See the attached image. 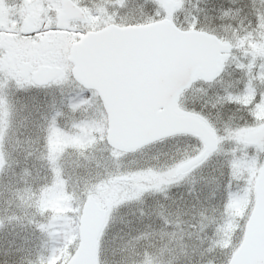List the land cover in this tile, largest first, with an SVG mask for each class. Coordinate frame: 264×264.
Segmentation results:
<instances>
[{"label": "rangeland", "instance_id": "rangeland-1", "mask_svg": "<svg viewBox=\"0 0 264 264\" xmlns=\"http://www.w3.org/2000/svg\"><path fill=\"white\" fill-rule=\"evenodd\" d=\"M74 1L88 6L93 13L88 25L95 29L168 18L180 29L204 30L230 42L224 74L182 97L184 106L213 127L220 144L214 156L177 179L172 170L198 152L195 141L196 146L187 140L190 149L177 151L178 146L161 156L158 150L169 143L129 154L109 148L101 103L71 76L68 46L77 36L55 29L59 0H0L5 24L0 30V264H64L78 242L84 199L111 193L99 264H227L240 242L253 178L264 159V146L249 148L237 138L264 119L261 7L251 0H228L234 6L221 3L222 9L212 0H173L174 8L166 11L155 0ZM27 13L37 32L23 36ZM40 61L62 66L64 76L42 87L19 76L20 63L34 69ZM125 177L139 186H120ZM154 179L159 182L153 187L143 184Z\"/></svg>", "mask_w": 264, "mask_h": 264}, {"label": "water", "instance_id": "water-1", "mask_svg": "<svg viewBox=\"0 0 264 264\" xmlns=\"http://www.w3.org/2000/svg\"><path fill=\"white\" fill-rule=\"evenodd\" d=\"M62 3L59 20L69 18L72 7L68 0ZM32 29L25 28V32ZM226 46L214 36L182 31L163 20L124 28L110 25L89 32L72 44L68 60L73 64L74 80L100 97L107 113L106 142L112 148L134 151L182 133L201 139L203 151L177 167L181 174L215 150L217 141L205 122L177 108L178 97L197 78L211 81L218 76L227 57L220 52H227ZM29 68L28 64L22 66L23 76ZM61 73V68L42 66L32 80L46 85ZM243 138H264V124ZM253 192L254 204L242 239L227 264H264V165L254 180ZM105 216L106 211L88 196L79 217L78 245L65 264H97L98 236Z\"/></svg>", "mask_w": 264, "mask_h": 264}, {"label": "flooded vegetation", "instance_id": "flooded-vegetation-1", "mask_svg": "<svg viewBox=\"0 0 264 264\" xmlns=\"http://www.w3.org/2000/svg\"><path fill=\"white\" fill-rule=\"evenodd\" d=\"M15 1H19V0H15ZM14 0H9V3L10 4H13V2H15ZM75 6H77V8H79L80 10H81V12H82V14L83 15H81V13H79L78 11H76V10H74L73 11V18L71 19V20H69L66 24H65V28L63 29V30H61V29H58L57 28V19H56V23H55V29L56 30H58V31H60V32H62V33H67V32H70V34H72V35H76L77 36V38L74 40V41H72L71 43H73V42H75L80 36H82L83 34H85L86 32H89V31H92V30H97V29H100V28H102L103 26H105V25H103L102 27H99V28H93V27H91L90 25H88L89 24V22H90V18H91V16H92V14L93 13H91V11L89 10V8H88V6H86L85 5V3H83V2H75L74 0H70ZM158 1L160 2V3H162L163 4V6H165V4L166 5H168L167 3L168 2H170L169 0H155V2L156 3H158ZM221 1V2H220ZM211 2H213V3H215L216 5H221V9H222V4L221 3H224V4H226V5H230V4H232L231 2H229L228 0H212ZM220 3V4H219ZM241 4V3H240ZM251 4H252V6H254L255 7V5H257L258 7H261V9H260V11L258 12L259 13V16L261 17V20L264 22V15H262V13H264V0H256V2L254 1V0H251ZM237 5V4H236ZM242 5V4H241ZM246 5V4H245ZM174 6H175V3H174ZM234 5H230V7H228V8H232ZM252 6H249L248 5V7L249 8H252ZM203 7H205V6H203ZM105 8V7H104ZM206 8V7H205ZM227 8V9H228ZM173 9V8H172ZM171 9V10H172ZM220 9V10H221ZM226 9V10H227ZM236 9V8H235ZM166 11H171V10H167V9H165ZM213 11H214V9H213ZM235 11H237V9L235 10ZM61 12V0H59V8H58V13H57V15H59V13ZM202 12H203V10H202ZM210 12H211V10H210ZM96 13H98L97 11H96ZM79 14H80V16H79ZM203 14H204V21H208V14L207 13H204L203 12ZM57 15H56V18H57ZM215 16V15H214ZM256 17V16H255ZM216 18V17H215ZM215 18H213V19H215ZM1 19H2V17H1ZM22 22H21V35H23V36H29V34L28 35H24L23 34V30H25V28H29L30 26L33 28L32 29V34H35L36 32H37V28H36V25L34 24V19H33V17L30 15V14H25L24 15V17H23V19L21 20ZM128 24H140V23H127V25ZM255 24V23H254ZM26 25V26H25ZM77 25H80V27H77ZM107 25V24H106ZM122 25H126V24H122ZM5 29V24L3 23V22H0V30H4ZM216 35V34H215ZM70 43V44H71ZM70 44H69V46H68V50H69V47H70ZM231 54H232V51H231ZM11 57H10V65H11V67H13L14 66V64H15V60H14V58H13V56H14V53L12 52L11 53ZM16 57V56H15ZM24 63H28L30 66V68H29V70H28V74L27 75H29V76H31L32 75V73L36 70V69H38L39 67H41V66H43V64H41V61H40V65L38 66V67H34V69H33V64H31V63H29V62H22V63H20L19 64V69H18V74H19V76L21 75V73H22V64H24ZM264 63V62H263ZM53 66H60V65H56V64H52ZM62 67V66H61ZM263 68H264V65L262 66ZM63 68V67H62ZM63 72L65 73V71H64V68H63ZM28 76V77H29ZM64 76V75H63ZM62 76V77H63ZM21 77V76H20ZM27 77V78H28ZM22 78V77H21ZM27 78H25V79H27ZM23 79V78H22ZM57 80V79H56ZM218 80V79H217ZM216 80V81H217ZM55 81V80H54ZM213 82H215V81H213ZM213 82H211V83H204V82H201V81H197L191 88H193L194 86H196V85H209V84H212ZM34 85V84H33ZM36 86V85H35ZM264 86V82L262 83V87ZM36 87H41V86H36ZM190 88V89H191ZM189 89V90H190ZM189 90H187L183 95H182V97L185 95V94H187L188 92H189ZM182 99H180V102L182 103ZM187 101V100H186ZM184 110H186V111H189V112H192V113H194V114H197L198 115V117L200 116V118H202L203 120H204V118L201 116V115H199L197 112H195L194 110H191V108H189V107H187V106H184L183 104L182 105H180ZM263 121H264V119L260 122V123H257V124H255V125H252V126H249V127H245L244 129H245V131L243 132V133H238L237 134V138L239 137V139H240V141H241V144H243V145H245V146H247V147H253L254 145H260V147H263L264 146V140H252V141H247V140H245L244 138H243V136H244V133H246L247 131H250V130H253V129H258L260 126H261V124L263 123ZM211 126V125H210ZM212 127V126H211ZM212 129H213V127H212ZM215 134H216V132H215ZM216 137H217V141H218V147H219V144H220V142H219V139H218V136H217V134H216ZM235 137H236V135H235ZM173 140H182L180 143H176V145H172V141ZM192 141V142H196V143H198V145H199V149H198V152L197 153H194V154H192L191 156H187L185 159H183V160H181L178 164H176V166L174 167V169L172 170V175H170L171 176V178H173V179H177V178H181V177H183V176H185V175H187L188 173H190V172H192V171H194L195 169H197L199 166H201L203 163H205L208 159H210V157L211 156H214V154L216 153V151L218 150V147H217V150L215 151V152H213V153H210V154H208L202 161H200L196 166H194V167H192L190 170H188L187 172H184V173H182V174H177L176 173V170H177V167L182 163V162H184V161H186V160H188V159H190V158H192V157H194V156H196L198 153H200L201 152V150H203V144L200 142V140L199 139H197L196 137H194V136H192V135H176V136H172V137H169V138H165V139H161V140H158V141H156V142H154V143H152V144H150L149 146H153L154 147V149L156 148V149H158L159 147H162V146H166V145H168V143L170 144V147H165L164 149H159L158 150V152H157V156H161V155H169L170 153H173L174 151L172 150V148H176V147H178L179 146V148L178 149H176L177 151L179 150V151H181V150H184V149H190L191 147H190V145L188 144L189 142L188 141ZM195 142H194V145L196 146V144H195ZM186 143V144H185ZM188 144V145H187ZM163 158V157H162ZM264 163V159L262 160V164ZM157 180H159V179H154L151 183L150 182H147V181H143V184L144 185H151L152 187H153V185H157L158 184V182L159 181H157ZM125 181V182H124ZM124 181H122V180H120L119 181V184H120V186H132L133 188L135 187V188H137L139 185H138V183H133L132 182V179L131 178H129V179H127V180H124ZM116 189V187L113 189V190H115ZM103 194V197L104 196H106L104 193H102ZM112 195H111V197H104L103 199H101L100 198V196H97V199H98V201L101 203V204H104V206L106 207H108L107 208V211H109V209H110V206H111V204H112V201H113V199L115 198L114 197V195H113V193H111ZM182 201H184V199L182 200ZM181 201V202H182ZM150 208H151V206H150ZM152 209V208H151ZM111 211V210H110ZM110 211H109V213H108V216L110 215ZM109 219V218H108ZM106 223H108V222H106ZM106 226H107V224H105ZM105 226V227H106ZM124 228V227H123Z\"/></svg>", "mask_w": 264, "mask_h": 264}, {"label": "snow or ice", "instance_id": "snow-or-ice-1", "mask_svg": "<svg viewBox=\"0 0 264 264\" xmlns=\"http://www.w3.org/2000/svg\"><path fill=\"white\" fill-rule=\"evenodd\" d=\"M262 15H264V13H262Z\"/></svg>", "mask_w": 264, "mask_h": 264}]
</instances>
